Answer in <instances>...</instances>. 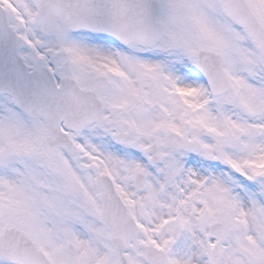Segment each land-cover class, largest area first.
Here are the masks:
<instances>
[{
	"label": "snow or ice",
	"instance_id": "1",
	"mask_svg": "<svg viewBox=\"0 0 264 264\" xmlns=\"http://www.w3.org/2000/svg\"><path fill=\"white\" fill-rule=\"evenodd\" d=\"M0 264H264V0H0Z\"/></svg>",
	"mask_w": 264,
	"mask_h": 264
}]
</instances>
